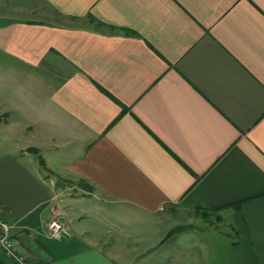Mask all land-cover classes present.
I'll list each match as a JSON object with an SVG mask.
<instances>
[{
	"label": "crops",
	"instance_id": "obj_1",
	"mask_svg": "<svg viewBox=\"0 0 264 264\" xmlns=\"http://www.w3.org/2000/svg\"><path fill=\"white\" fill-rule=\"evenodd\" d=\"M43 1L56 17L0 13V216L16 253L264 264V0ZM173 210L229 237L178 243ZM155 215L149 255L123 250L137 236L121 229ZM52 217L73 235L49 237Z\"/></svg>",
	"mask_w": 264,
	"mask_h": 264
},
{
	"label": "rangeland",
	"instance_id": "obj_2",
	"mask_svg": "<svg viewBox=\"0 0 264 264\" xmlns=\"http://www.w3.org/2000/svg\"><path fill=\"white\" fill-rule=\"evenodd\" d=\"M8 4L22 5L24 6V9L26 11L33 10L35 11L33 15L35 17L39 16L40 18H47V16L50 17L55 16L53 9L50 8L43 0H4V4H2L0 0V13L2 12L8 13L9 9H14L13 7H8L7 6ZM173 211H174L173 213L174 216L169 217L168 224L172 222L175 223L169 225L167 232H168V236L171 235V237L173 236L177 237L178 243L179 242L190 243V241H200L202 240V238L217 240V239L229 237L227 231H231L230 227L225 223L221 224L220 220L218 221L215 220L213 216L210 217L207 220V222H204L198 217H195V215H193L192 210L188 214L179 210L178 211L173 210ZM160 217L164 219V216L162 217L161 215H155L144 221H141L138 218H133V220L135 221L134 224L129 226L127 229H123V230L121 229V233L125 234V236L128 235L137 236L138 239L133 238V243L135 244H131L129 247H125V248L121 247V248L123 250H128L130 253L134 252L139 255H144V254L149 255V250L152 249V247H155L156 245L159 244L158 243L159 227L163 226L162 222L160 221ZM186 222H191V224H189L188 226L189 230L184 232L183 229L186 228L187 226L184 225ZM142 223L143 224L145 223L146 226H143ZM150 226H152L153 228L151 229ZM175 228H178L177 229L178 231L179 230H183V231H181V233H177V231H175L176 233H171ZM231 234L232 237L235 238V233L233 231L231 232ZM164 236L165 235H162V238ZM123 243L126 242L125 239L122 238L120 246ZM173 256L176 255L173 254Z\"/></svg>",
	"mask_w": 264,
	"mask_h": 264
},
{
	"label": "built area",
	"instance_id": "obj_3",
	"mask_svg": "<svg viewBox=\"0 0 264 264\" xmlns=\"http://www.w3.org/2000/svg\"><path fill=\"white\" fill-rule=\"evenodd\" d=\"M45 227L48 236L54 239L62 240L72 236L70 227L57 217L49 218L45 223ZM10 228L11 225L0 216V251L13 258L17 264H31L16 253Z\"/></svg>",
	"mask_w": 264,
	"mask_h": 264
},
{
	"label": "trees",
	"instance_id": "obj_4",
	"mask_svg": "<svg viewBox=\"0 0 264 264\" xmlns=\"http://www.w3.org/2000/svg\"><path fill=\"white\" fill-rule=\"evenodd\" d=\"M218 208H216L215 210H217ZM198 211L200 210L201 213H203L204 211H201V209H197ZM178 228L173 229V231L171 233H174ZM0 264H4L2 260H0Z\"/></svg>",
	"mask_w": 264,
	"mask_h": 264
}]
</instances>
